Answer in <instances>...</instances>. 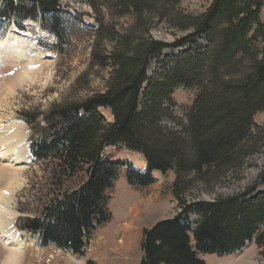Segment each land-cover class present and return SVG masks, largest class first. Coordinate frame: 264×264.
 <instances>
[{"label": "trees", "instance_id": "16d2710c", "mask_svg": "<svg viewBox=\"0 0 264 264\" xmlns=\"http://www.w3.org/2000/svg\"><path fill=\"white\" fill-rule=\"evenodd\" d=\"M77 1L94 13L91 56L99 68L111 69L110 77L103 92L83 101L23 114L31 156L48 174L51 193L18 227L43 247L84 257L93 233L112 219L111 192L127 165L106 156L114 147L146 160L145 172L125 171L131 187L153 185L154 172L175 176L180 211L143 232L141 264H206L200 255L229 256L253 242L264 259V193L256 186L264 171L240 195L193 204L185 199L194 185L213 190L264 150V128L254 122L264 111V0H213L200 15L185 12L181 0ZM125 19L130 23L120 30ZM27 21L54 36L52 47L60 53L81 26L60 0H0V24L24 30ZM156 21L184 35L173 43L154 39ZM168 49L181 52L164 56ZM160 58L150 76L151 61ZM180 87L197 91L185 123L171 112ZM101 110H110L111 122Z\"/></svg>", "mask_w": 264, "mask_h": 264}, {"label": "rangeland", "instance_id": "374dc122", "mask_svg": "<svg viewBox=\"0 0 264 264\" xmlns=\"http://www.w3.org/2000/svg\"><path fill=\"white\" fill-rule=\"evenodd\" d=\"M65 13L79 19L81 26L72 31L71 42L60 53L53 49L54 36L42 30L37 22L27 21L24 30L15 26L0 24V128L12 123L26 126L27 142L30 144L31 128L23 120L24 113L48 112L51 107L83 101L101 93L106 87L111 69H101L92 60L94 37L91 29L97 28L92 9L77 0H60ZM213 0H181V7L191 15H200ZM264 23V6L261 11ZM129 20H121L117 26L126 28ZM15 27L25 32L24 45H20L19 35L12 31ZM85 28L89 29L86 30ZM180 32H173L168 24L156 21L152 36L156 40L173 43ZM23 38V37H20ZM6 42V43H5ZM203 46V39L198 40ZM112 46L109 44L107 50ZM180 50L168 49L164 56H176ZM39 53H44L42 58ZM164 58L154 59L149 66V75L159 70ZM197 95L195 89L177 88L172 99L175 105L171 112L174 117L186 122V111L191 107ZM103 118L111 122L110 110H101ZM41 126H44L43 121ZM254 122L264 128V111L258 113ZM165 124L171 125L170 121ZM125 149L110 147L106 156L114 162L134 160ZM28 165L4 166L0 164V222L5 235L23 244L22 255L17 264H141L143 253L141 243L143 232L155 224L173 219L180 211L172 194L175 180L173 173L166 176L156 175L155 184L145 188H131L125 174L111 192L109 210L110 222L93 233L84 257L73 256L54 246L43 247L37 236L18 227V221L27 216L36 215L44 202L49 200L48 174L44 167L35 164L30 158ZM25 166V167H24ZM264 171V150L250 157L238 173L229 174L213 190H207L200 184L191 187L185 196L188 204L214 202L244 193L258 182ZM257 192L264 193V182H259ZM50 192V193H49ZM5 217V218H4ZM196 220L195 215L190 216ZM191 221V222H192ZM126 226V227H125ZM11 247L4 244L0 233V264H4ZM206 264H264L261 250L256 243L243 252L228 257L200 255ZM91 262V263H90Z\"/></svg>", "mask_w": 264, "mask_h": 264}, {"label": "bare ground", "instance_id": "6f19581e", "mask_svg": "<svg viewBox=\"0 0 264 264\" xmlns=\"http://www.w3.org/2000/svg\"><path fill=\"white\" fill-rule=\"evenodd\" d=\"M13 32L17 33L22 39L20 41V45H24V38L28 37V35L23 32L17 30L15 27L11 28ZM6 43V42H5ZM40 56L43 58L45 55L44 53H39ZM26 126L20 123H12L6 128H0V164L5 166H12V165H28L30 163V152L28 150V131L25 130ZM24 166V167H25ZM142 171V170H141ZM0 217H3L0 215ZM5 218V217H4ZM126 227V226H125ZM0 233L4 238V244L6 246L11 247L10 253L6 258L4 264H17L18 257L22 255V251L24 248L22 247L23 244L19 243L18 240L5 235V229L0 222Z\"/></svg>", "mask_w": 264, "mask_h": 264}, {"label": "crops", "instance_id": "0c3cea01", "mask_svg": "<svg viewBox=\"0 0 264 264\" xmlns=\"http://www.w3.org/2000/svg\"><path fill=\"white\" fill-rule=\"evenodd\" d=\"M131 157L134 158V160H130L133 163L134 167L136 169L143 170V168L145 167V160L143 156L140 154H132ZM156 175H159V174L155 173L154 176L156 177Z\"/></svg>", "mask_w": 264, "mask_h": 264}]
</instances>
